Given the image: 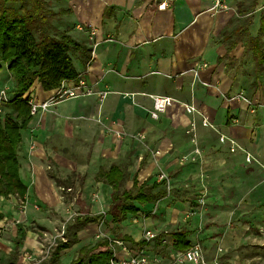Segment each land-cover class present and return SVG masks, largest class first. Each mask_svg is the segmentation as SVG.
I'll return each mask as SVG.
<instances>
[{
    "label": "crops",
    "instance_id": "crops-1",
    "mask_svg": "<svg viewBox=\"0 0 264 264\" xmlns=\"http://www.w3.org/2000/svg\"><path fill=\"white\" fill-rule=\"evenodd\" d=\"M162 1L52 0L51 8L55 12L68 10L70 21L69 28L56 26L92 48L89 60L76 54L73 61L79 78L96 93L60 100L34 115L28 128L22 130L18 146L20 176L28 185L26 198L36 195L44 201L55 200V183L43 167L47 149L37 141L35 149L31 137L48 126L50 119L57 130L82 128L90 139L86 196L92 200L95 189L102 193L91 205L90 215L99 217L103 190L114 203L111 184L97 179L99 170L123 167V183L133 182L122 189L133 188L134 176L140 183L159 181L160 172L167 170L172 190L157 201L136 202L140 208L137 214L129 213L125 220L114 222L117 236L127 234L139 240L146 227L158 233L188 229L192 241L195 234L189 225L169 228L174 210L182 212L188 205L185 191L191 184L197 183L198 188L205 184L209 202L220 196L225 201L228 193V201L235 202L231 212L243 209L241 215L251 210L250 201L264 198V57H257V53L264 55V32L261 49L248 46L264 24V0H257L252 11L242 0H221L219 4L216 0H167L165 5ZM3 76L0 72V82ZM35 87L39 100L54 92L44 90L39 82ZM101 90L108 91L103 98ZM156 95L173 98L158 119L150 115ZM137 133L145 137L139 139ZM248 153L258 161L250 164ZM185 155L188 159H183ZM52 157L60 164L65 159L55 150ZM31 176L34 184L30 187L27 178ZM44 179L52 189L42 184ZM241 187L245 188L236 197ZM16 195H0V211L4 213L0 221L5 218L4 207L9 211L11 197L17 199ZM28 213L39 222L44 218L33 207ZM180 215L178 212L174 217ZM87 223L78 230L75 244L81 243L80 248L98 240L94 221ZM30 234L27 229L20 249L28 246ZM162 241L165 252L152 249L155 239L150 253L166 255L167 248L173 247L172 238L168 235ZM72 247L62 250L61 264H69L78 254L80 248L76 255L67 257Z\"/></svg>",
    "mask_w": 264,
    "mask_h": 264
},
{
    "label": "rangeland",
    "instance_id": "rangeland-1",
    "mask_svg": "<svg viewBox=\"0 0 264 264\" xmlns=\"http://www.w3.org/2000/svg\"><path fill=\"white\" fill-rule=\"evenodd\" d=\"M242 2L249 6L247 7L249 11L255 10L258 4L257 0H242ZM50 3H52V0L48 1L49 6ZM8 4L12 10L16 11L20 8L21 0H14ZM65 6L64 8L68 9L67 3H65ZM67 11L62 9L56 11L58 13H56L54 19L55 25L69 28L68 23L70 21L66 16ZM61 32L62 29L58 27L56 33L60 35ZM73 55L76 57V54ZM0 63L3 65L1 74L4 75L3 81L0 82V90L5 89L9 98H11L12 88L15 84L13 73L8 69V65L2 62L1 58ZM35 84L30 90V96L38 98ZM252 106L255 110L256 106L253 104ZM11 110L9 100H0V117L2 119ZM53 124V120L50 119L48 126L44 125L41 131H35L36 133L32 135L31 140L35 149L38 147L37 142L44 143L43 146L47 149L46 157L43 158V167L55 183L57 191L55 200H41L36 195L34 197L33 192V198L30 199L29 196L26 203H21L18 195H16L17 199L11 197L12 203L7 201L9 204L11 203V206L9 211L8 207H4L6 209L5 218L0 221V264H45L60 239H63L66 234L72 236V233L78 228L80 230L86 225V223L82 225L81 220L78 218L90 215L91 205L94 203L95 198L98 200L102 194L100 189H95L92 194H95V197H92V200L91 198L87 199L86 196L85 183L86 178L90 175L88 174L90 168L87 166L90 157L88 151L90 139L83 135L82 128L68 127V130H57L53 127ZM98 124L100 125L101 122L98 121ZM39 128L40 126L37 130ZM62 146L66 147L61 148ZM53 150L60 151L65 156L64 162H61V164L56 163L52 157ZM247 160L251 162L250 164L258 161L254 155L249 153L247 154ZM257 165L262 166L258 163ZM165 172L168 173L167 170ZM258 173L260 172L255 174ZM27 180L31 187L34 184V177H28ZM128 181L123 183L122 188L132 186L133 181ZM43 183L47 184L48 189H52L46 179L42 181ZM171 184L170 181V187H168V182L166 183L168 192L172 190ZM244 188L241 187L236 191V197L239 195V191ZM261 190L262 188L259 192ZM185 194L189 196V203L182 212L174 210L175 214L179 212L181 215L174 217L175 214H173V217L170 218L171 226L169 228L179 229L183 224L192 227L195 234L192 241H199L204 246L206 256L209 259L218 258L220 264H264V198L259 201H250L251 210L241 215L243 209L237 211V213L231 212L230 206L235 202L233 199L228 201V193H225V201L220 199L221 196L217 200L207 201L209 195L205 184L198 188L197 183H193L187 188ZM215 194L213 191L212 195ZM103 195L105 199L102 202L99 217L93 224L97 239L105 236L117 237L118 226L114 223L110 213L116 210V205L111 202L109 193L103 190ZM58 197L61 200L57 199ZM241 203L244 202L241 201ZM30 205L44 215L42 222L40 221L41 223L28 213L31 208ZM158 207L157 205L155 214H158ZM16 221L22 222L27 226V229L31 230L28 246L22 249L20 247L15 248L14 240L19 238L15 225ZM166 237L168 239V236ZM169 240L171 241L170 238ZM80 245L81 243H77L67 251L69 259L77 254ZM152 249L161 253L165 252L160 244L154 245L153 243Z\"/></svg>",
    "mask_w": 264,
    "mask_h": 264
},
{
    "label": "trees",
    "instance_id": "trees-1",
    "mask_svg": "<svg viewBox=\"0 0 264 264\" xmlns=\"http://www.w3.org/2000/svg\"><path fill=\"white\" fill-rule=\"evenodd\" d=\"M12 1L0 0V58L8 65L15 82L9 99L12 110L3 119L0 117V195L9 197L10 194H17L21 203H26L28 185L20 176L18 146L22 141V130L28 128L34 117L29 102L30 90L37 82L44 90H55L64 80L78 79L80 73L74 65L73 54L89 60L92 48L66 31L60 35L56 33L58 27L54 19L57 12L48 5V0H21L20 8L16 11L8 4ZM239 10L243 12L241 7ZM263 32L264 24L261 25L260 35L250 38L248 46L253 44V50L262 48ZM257 57L260 59L264 55L257 53ZM2 68L0 63V72ZM124 176L125 170L120 165L97 173L98 180H104L113 188L111 197L116 203V211L112 213L114 222L125 220L129 213L137 214L140 208L136 202L144 205L168 194L166 179L140 183L134 176L133 188L122 189ZM3 217L4 213L0 211V219ZM78 219L84 225L97 220L98 216L87 215ZM15 225L19 235L15 239L16 248L23 242L27 226L20 221H16ZM78 230L72 236L66 234L56 243L45 264H61V252L78 241ZM191 233L188 229L161 232L155 239L157 244L164 245L162 238L170 235L172 246L185 250L192 244ZM120 237L134 250L142 249L147 243L144 239L135 240L127 234ZM152 242L146 245L150 246ZM112 257L110 239L105 236L93 245L82 246L69 264H110Z\"/></svg>",
    "mask_w": 264,
    "mask_h": 264
},
{
    "label": "built area",
    "instance_id": "built-area-1",
    "mask_svg": "<svg viewBox=\"0 0 264 264\" xmlns=\"http://www.w3.org/2000/svg\"><path fill=\"white\" fill-rule=\"evenodd\" d=\"M168 1H162V4H166ZM219 4L221 0H216ZM96 93L92 88L87 86L83 79L64 80L61 85L54 90V92L45 99L39 100L34 96H30L31 112L37 115L41 111H45L51 108L54 104L60 100L86 96ZM108 91L101 90L99 95L103 98L107 95ZM9 100V95L5 89L0 90V100ZM171 96L156 95L154 96V108L150 110V115L153 118L158 119L162 112H165L168 105L172 102ZM137 138L143 139L145 136L143 133H137ZM159 154L160 150H155ZM196 152L200 151L196 149ZM189 158L193 159L194 156ZM183 159H188L185 155ZM159 180L166 179L168 187H170V178L167 172L161 171L158 175ZM166 182V183H167ZM158 232L151 228H144L141 239L152 242L157 236ZM110 244L113 249V257L110 260V264H220L218 258L210 260L204 253L203 245L199 241L192 242L191 246L185 250H179L176 248H167V254L150 253L148 249L149 245H146L140 250H134L130 245L122 239L120 236L109 237Z\"/></svg>",
    "mask_w": 264,
    "mask_h": 264
}]
</instances>
